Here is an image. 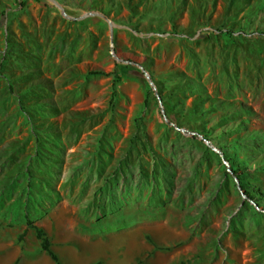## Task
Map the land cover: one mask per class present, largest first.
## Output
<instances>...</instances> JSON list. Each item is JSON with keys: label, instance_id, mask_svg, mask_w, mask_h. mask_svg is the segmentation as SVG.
<instances>
[{"label": "rangeland", "instance_id": "obj_1", "mask_svg": "<svg viewBox=\"0 0 264 264\" xmlns=\"http://www.w3.org/2000/svg\"><path fill=\"white\" fill-rule=\"evenodd\" d=\"M54 1L0 0L2 219L45 231L53 186L75 232L90 203L89 233L138 224V264H264L244 195L264 207V0ZM34 66L56 88L53 179L19 104Z\"/></svg>", "mask_w": 264, "mask_h": 264}, {"label": "crops", "instance_id": "obj_2", "mask_svg": "<svg viewBox=\"0 0 264 264\" xmlns=\"http://www.w3.org/2000/svg\"><path fill=\"white\" fill-rule=\"evenodd\" d=\"M93 192V189H90L85 193L84 200L92 202ZM59 194L64 201L63 205L50 207L46 216H51V220L49 226H45V232L49 235L52 251L61 264H138L140 250L136 243L143 237L139 236L141 232H136L140 228L138 224L128 223L125 227L120 225L101 236L89 233L86 229L96 223L95 219L91 218L95 208L90 203V223L82 224L80 232H75V222L68 213L76 208L70 204L71 198L67 192L61 189ZM3 217L0 213V264H54L41 250L33 229L27 228L26 223L17 224L14 219L8 217L4 220ZM25 231L27 236L20 240Z\"/></svg>", "mask_w": 264, "mask_h": 264}, {"label": "trees", "instance_id": "obj_3", "mask_svg": "<svg viewBox=\"0 0 264 264\" xmlns=\"http://www.w3.org/2000/svg\"><path fill=\"white\" fill-rule=\"evenodd\" d=\"M2 66V65H1ZM118 68L120 69L121 73H123L125 76L132 75V70L122 64H117ZM13 69H8L7 72L10 73V75H5V80L8 83V87L11 92H13V89L11 87V80L15 79L17 76L13 75ZM94 74L98 75L101 74L100 72H95ZM31 79L29 83V88L31 92H29V96L32 97V99L29 100V102H22V100H19V104H21V110L25 111L28 110V117L30 121V131L35 139V153L34 156L39 160V162L42 163V166L47 167L49 170L52 171V178L54 175V169L59 168L63 164V160H55V155L53 154V150L58 149V152L63 153V145H55V134L59 135L60 139V132L57 129V131L54 128L53 122L50 120L52 116H57L59 114V109L55 105L56 101L53 97H50V95L54 96L55 93V84L49 80L48 78L44 77V73L41 68L38 66H34L33 68L29 69L28 76L25 77V79ZM27 93V92H26ZM25 106V107H23ZM168 108V107H166ZM39 115V116H38ZM58 132V133H57ZM55 133V134H54ZM198 133V132H197ZM62 155V154H61ZM230 171L233 174V176L236 177L237 180H239V177L237 175V172L233 170L232 167H230ZM32 184L31 180L28 181L27 186H30ZM52 185L53 183H49ZM241 190L244 191L243 187L239 186ZM51 192L54 193V197L51 199L49 198L50 207L52 206L54 200L58 198L59 192L53 191V186L51 187ZM244 195L247 196L254 204L256 208H264L261 206L262 203L260 201H257L255 198L251 197L250 193L248 191H244ZM264 196V195H263ZM42 206V203H41ZM50 208H43L42 213H45V210ZM26 226L27 228L33 229L36 235V238L40 242L41 250L45 252L51 260L54 262V264H61L59 258L57 255L52 251V244L50 241L49 235L39 226L34 225L32 221L29 220V217L27 215L26 217ZM24 233L21 235L20 240L23 238ZM99 264V263H96Z\"/></svg>", "mask_w": 264, "mask_h": 264}, {"label": "water", "instance_id": "obj_4", "mask_svg": "<svg viewBox=\"0 0 264 264\" xmlns=\"http://www.w3.org/2000/svg\"><path fill=\"white\" fill-rule=\"evenodd\" d=\"M48 1H50L52 4H54L55 6H57V3L54 0H48ZM59 9H61V8L59 7ZM147 79H148L149 83L151 84V81L149 80L148 76H147ZM234 179H235V177H234Z\"/></svg>", "mask_w": 264, "mask_h": 264}, {"label": "bare ground", "instance_id": "obj_5", "mask_svg": "<svg viewBox=\"0 0 264 264\" xmlns=\"http://www.w3.org/2000/svg\"><path fill=\"white\" fill-rule=\"evenodd\" d=\"M80 262V261H79ZM80 264V263H79Z\"/></svg>", "mask_w": 264, "mask_h": 264}]
</instances>
